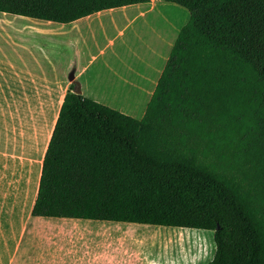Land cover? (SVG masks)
Listing matches in <instances>:
<instances>
[{"label": "trees", "instance_id": "obj_1", "mask_svg": "<svg viewBox=\"0 0 264 264\" xmlns=\"http://www.w3.org/2000/svg\"><path fill=\"white\" fill-rule=\"evenodd\" d=\"M151 0H0L67 24ZM185 8L140 119L82 95L61 102L32 217L211 231L208 264H264V0Z\"/></svg>", "mask_w": 264, "mask_h": 264}, {"label": "crops", "instance_id": "obj_2", "mask_svg": "<svg viewBox=\"0 0 264 264\" xmlns=\"http://www.w3.org/2000/svg\"><path fill=\"white\" fill-rule=\"evenodd\" d=\"M168 4L185 13V20L177 27L173 19L164 16L172 14L152 0L101 11L67 24L0 12V88H59L63 91L61 105L73 85L63 79V74L71 71L83 97L102 105L119 104L106 97V91L89 92V82L103 78L112 83L107 87L118 88L113 92L132 98V104L126 105L146 108L177 35L189 19L185 8ZM155 11L166 27L161 36L152 28L153 20L159 21L157 17L141 20ZM125 111L140 114L138 119L144 114L139 109ZM131 225L136 224L32 217L29 212L14 256L38 257L42 264H106L105 259L111 261V250H116L119 242L125 241L129 227H134Z\"/></svg>", "mask_w": 264, "mask_h": 264}, {"label": "rangeland", "instance_id": "obj_3", "mask_svg": "<svg viewBox=\"0 0 264 264\" xmlns=\"http://www.w3.org/2000/svg\"><path fill=\"white\" fill-rule=\"evenodd\" d=\"M152 1L172 14L164 16L168 20L173 19L176 27L185 20L182 9L164 1ZM156 17L159 21L155 23L153 20L152 28L161 36L166 33V27L156 11L141 20L144 22ZM71 74V71L63 74V79L67 80ZM108 81L92 79L89 92L97 94L106 91L105 96L119 104L105 106L138 119L140 114L125 110L139 109L143 113L145 105H126L132 104V98L113 92L118 88L107 87L112 84ZM62 94L59 88H0V264H42L38 257L32 258L24 253L26 257H15L14 253L19 246L22 223L28 218L36 195L43 151L53 129ZM84 98L94 101L87 96ZM131 226L134 227L127 230L125 241H120L118 248L111 250V261L105 259L106 264H208L213 258L215 245L211 231ZM24 251L31 253L30 249Z\"/></svg>", "mask_w": 264, "mask_h": 264}, {"label": "water", "instance_id": "obj_4", "mask_svg": "<svg viewBox=\"0 0 264 264\" xmlns=\"http://www.w3.org/2000/svg\"><path fill=\"white\" fill-rule=\"evenodd\" d=\"M69 81L73 84V93L77 95H81V91L79 89V84L77 81L74 80V74H71L68 78Z\"/></svg>", "mask_w": 264, "mask_h": 264}]
</instances>
